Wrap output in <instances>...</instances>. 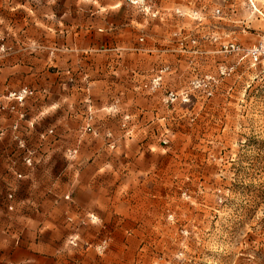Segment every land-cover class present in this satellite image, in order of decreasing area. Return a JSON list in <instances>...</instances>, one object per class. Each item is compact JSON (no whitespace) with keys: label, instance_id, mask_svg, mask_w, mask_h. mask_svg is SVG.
Listing matches in <instances>:
<instances>
[{"label":"rangeland","instance_id":"374dc122","mask_svg":"<svg viewBox=\"0 0 264 264\" xmlns=\"http://www.w3.org/2000/svg\"><path fill=\"white\" fill-rule=\"evenodd\" d=\"M108 63L122 104L134 75L133 94L162 110L130 131L145 115L122 107L120 143L105 130L86 164ZM12 219L20 264H264V0H0V221ZM38 244L44 258L23 257Z\"/></svg>","mask_w":264,"mask_h":264},{"label":"crops","instance_id":"0c3cea01","mask_svg":"<svg viewBox=\"0 0 264 264\" xmlns=\"http://www.w3.org/2000/svg\"><path fill=\"white\" fill-rule=\"evenodd\" d=\"M115 62V61H113ZM112 64V63H111ZM106 64L105 67L112 66V80L111 86H108L110 83H106V91L111 90L112 94H106V97L101 103L98 104V110L102 113V115L107 116L105 117L104 121H100L96 129L98 130V134L93 137L92 134H88L85 137V140L81 147V157L86 164H89V160L93 158L95 152L93 149H97V152H100V147L104 145L106 139H104L105 130L111 131L113 130V137L114 140L120 143L121 140V131H119V126H109L115 122V114L121 113L122 107H125L129 110V112H142L145 117L142 119L135 118L132 122L126 123V126L129 127V130H135L138 126L143 125H150L149 121L147 122L146 116L153 112L154 109H159V107L154 106L155 99L147 95H134L133 92H136V81L135 76H129L130 87L128 88V97L126 103L122 104L121 100V80L119 75V69L115 65ZM134 70H131L133 72ZM133 85H132V84ZM90 89H91V83ZM133 87V88H132ZM159 110H162L160 108ZM135 116L138 115L134 113ZM114 116V117H113ZM101 128V130H99ZM111 129V130H108ZM135 140L134 138L129 139V141ZM102 154H98L97 157H102ZM82 202H83V198ZM84 203V202H83ZM86 207L89 209H98V206L93 205L90 206L86 204ZM97 207V208H96ZM30 223L32 226H38L41 223V220L34 219ZM41 247H38V250L34 247L33 251L24 250V258L26 259H34L40 260L44 258L41 254V250L44 249L43 244H38ZM49 246H45V250H47ZM0 264H20V219H12V220H2L0 221Z\"/></svg>","mask_w":264,"mask_h":264},{"label":"built area","instance_id":"2783aa9c","mask_svg":"<svg viewBox=\"0 0 264 264\" xmlns=\"http://www.w3.org/2000/svg\"><path fill=\"white\" fill-rule=\"evenodd\" d=\"M251 54H252V56H253L254 59H256V60L258 59V51H257L256 49L252 50V51H251ZM160 79H161L160 76L154 78L153 81H152V83H151V85H153L154 87L159 86V85H160ZM147 86H149V84H146V85H145V87H147ZM182 97H183V100H185V101L188 100V97H189L188 92H187V91H184V92L182 93ZM169 98H170L171 100H174V99L177 98V95L174 94L173 92H171V93L169 94V96H168V99H169Z\"/></svg>","mask_w":264,"mask_h":264}]
</instances>
